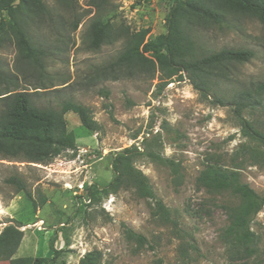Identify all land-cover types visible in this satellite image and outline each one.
<instances>
[{"label": "rangeland", "instance_id": "1", "mask_svg": "<svg viewBox=\"0 0 264 264\" xmlns=\"http://www.w3.org/2000/svg\"><path fill=\"white\" fill-rule=\"evenodd\" d=\"M42 1L50 14L28 19L26 30L43 52V68L21 61L14 39L3 38L0 93L28 90L37 104L55 108L72 100L87 107L101 128L91 132L76 114L67 112L66 127L75 135L73 149L45 163L0 155V230L16 220L23 231L13 257L78 264L86 252L98 250L99 264H152L157 258L164 264H264V205L250 223L257 235L256 251L244 256L221 236L227 213L220 204L228 197L207 192L195 181L207 161L214 160L237 170L242 181L264 194L263 163L237 155L243 143L263 151L264 146L242 134L231 105L212 103V97L201 95L185 72L181 78L165 80L157 67L115 63L125 47L124 28H148L150 38L164 32L171 0H95L99 7L92 0H70L69 5ZM93 17L108 20L112 27L111 38L98 48L90 47L87 37ZM191 34L202 52L222 47L253 51L248 61L218 78V91L224 97L264 83V23L236 16L229 18V26H195ZM242 115L264 132V98ZM144 140L161 156L180 164L181 181L176 184L166 165L143 154L134 161L177 220V227L159 221L153 214V201L139 197L131 188L89 199L88 187L101 189L112 179L115 153L132 146L143 151ZM10 176L22 180L38 204L36 209L24 191L6 181ZM42 197L45 202L39 205ZM124 226L143 235L146 243L137 247L126 239ZM0 264L9 261L0 260Z\"/></svg>", "mask_w": 264, "mask_h": 264}, {"label": "trees", "instance_id": "2", "mask_svg": "<svg viewBox=\"0 0 264 264\" xmlns=\"http://www.w3.org/2000/svg\"><path fill=\"white\" fill-rule=\"evenodd\" d=\"M59 1L70 4V0ZM91 3L99 7L95 0ZM49 14L50 10L42 0H0V45L5 37L14 39L20 60L42 69L43 52L33 44L26 25L30 18ZM243 15L264 23V0H171L165 15L164 32L150 38L148 28L135 31L124 28L127 33L125 47L117 55L115 63L126 66L147 64L152 69L157 67L165 80L181 78V73L185 72L201 95L212 97V103L231 105L242 134L257 145L264 146V132L242 115L244 109H254L261 104L264 83L256 82L233 91L227 97L218 91V78L227 77L232 66L248 61L253 56V51L222 47L202 52L191 34L195 26L222 28L229 26L230 17ZM111 31L108 20L93 17L87 31L90 47L98 48L108 41ZM1 78L7 80V76L1 75ZM165 80L159 84V91L166 84ZM33 95L28 90L6 89L0 93V155L4 158L45 163L64 150L73 149L75 135L66 127L64 115L67 112L76 114L80 124L91 132L101 128L90 116L88 108L80 103L64 100L59 108L43 106L34 101ZM142 154L170 168L174 183L181 181L179 162L161 156L144 140L143 151L132 146L115 153L111 162L114 172L112 179L101 189L88 187L89 199L95 200L97 194L108 195L116 193L120 188H131L139 197L153 201V214L159 221L177 227V220L156 196L148 177L134 166L135 158ZM237 155L264 165V151L257 147L243 143L239 146ZM6 181L14 184L17 191H24L34 209L38 207L21 179L10 176ZM195 181L197 186L207 192L226 194L228 199L220 204L227 213V225L221 234L222 239L234 247L237 253L252 255L256 251L257 235L250 228V223L264 205V194L257 193L247 182L242 181L237 170L214 160L207 161ZM44 202L45 198L42 197L39 205ZM20 225V222L14 220L1 228L0 260H8L9 264H46L45 257H13L23 237ZM123 231L126 239L133 241L137 247L146 243V238L131 228L124 226ZM100 260L101 252L91 250L79 259L78 264H99ZM152 264L164 263L157 258Z\"/></svg>", "mask_w": 264, "mask_h": 264}]
</instances>
